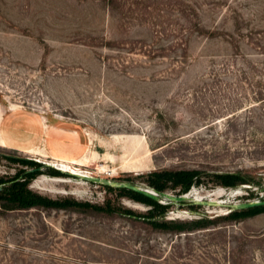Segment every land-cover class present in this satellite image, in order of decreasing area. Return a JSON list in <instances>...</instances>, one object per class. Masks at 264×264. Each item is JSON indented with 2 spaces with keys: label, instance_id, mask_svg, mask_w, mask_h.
<instances>
[{
  "label": "rangeland",
  "instance_id": "rangeland-1",
  "mask_svg": "<svg viewBox=\"0 0 264 264\" xmlns=\"http://www.w3.org/2000/svg\"><path fill=\"white\" fill-rule=\"evenodd\" d=\"M79 160L150 189L155 171L198 173L190 191L226 195L165 217L209 228L157 230L75 208L154 211L50 165ZM0 178L64 205L0 207V264H264V210L224 219L264 201V0H0Z\"/></svg>",
  "mask_w": 264,
  "mask_h": 264
},
{
  "label": "trees",
  "instance_id": "trees-1",
  "mask_svg": "<svg viewBox=\"0 0 264 264\" xmlns=\"http://www.w3.org/2000/svg\"><path fill=\"white\" fill-rule=\"evenodd\" d=\"M197 174L198 173L189 171H155L149 175V185L159 192L181 189V194H186L190 191V187L194 183L193 178L197 176ZM216 177L219 180L218 183H221L226 187H233L239 184L238 177L233 175H217ZM128 181L130 182V180ZM6 182L7 181L0 178V199L3 201L0 207L5 210L10 211L16 209H28L31 207L60 209L62 208L61 206H64L58 202L49 201L45 198L32 195L26 189L27 183L25 184L24 182H18L17 178L11 179L8 183L9 185L5 184ZM107 188L112 191H117L120 196L128 197L136 202L153 206L154 211H149L147 214L141 215L128 209L113 208L110 206V204H107L106 206H96L90 204L73 203V206H75V208L92 209L98 212H105L107 214H114L118 212L120 214L129 215L130 217L134 218H141L142 216L144 221L150 224L153 228L173 233H187L207 229L214 223L213 220H210L207 217L191 221L167 220L165 217L168 215L171 205L160 204L157 201L146 198L127 189H117L113 187ZM262 210H264V206L243 211H235L225 216L224 219L237 221L242 217L249 216Z\"/></svg>",
  "mask_w": 264,
  "mask_h": 264
},
{
  "label": "water",
  "instance_id": "water-1",
  "mask_svg": "<svg viewBox=\"0 0 264 264\" xmlns=\"http://www.w3.org/2000/svg\"><path fill=\"white\" fill-rule=\"evenodd\" d=\"M45 165L49 166L48 164H45ZM71 175L76 177V178H79V179L83 178L87 182L99 183V184H102V185H105L108 187L117 188V189H127V190L134 192V193L140 194L146 198L157 201L163 205H171V204L180 205L181 203H183L184 201L187 200L186 195L188 193L183 194V195H174L173 193L168 192V191L159 192L157 190L150 189V188H147L145 186H139V185L133 184L131 182L118 183V182H111L107 179H100V178H95V177H82L81 175H78V174H71ZM261 190H262V192H264V187ZM193 204L194 205H203V206L207 207L208 205H212L213 203L209 201V202H203V203L193 202ZM262 206H264V201L237 203V204L230 206L229 213H232L235 211L248 210V209H252V208H256V207H262ZM190 215L200 216V212L192 211ZM192 216H190L191 217L190 219H192ZM170 220H174V219H170Z\"/></svg>",
  "mask_w": 264,
  "mask_h": 264
},
{
  "label": "bare ground",
  "instance_id": "bare-ground-1",
  "mask_svg": "<svg viewBox=\"0 0 264 264\" xmlns=\"http://www.w3.org/2000/svg\"><path fill=\"white\" fill-rule=\"evenodd\" d=\"M131 149H132V153L133 154H136L139 151V148L136 145L132 146ZM94 158H96V155L94 156ZM85 162H86L85 160H79V161H74V162H69V163L65 162V161H62V162L54 161V162H50V165L53 166V167H56L62 173H67V174H70V175L71 174H78V175H81L82 177H91V175L88 172L83 171L82 168L77 167V165L87 166V164H85ZM142 167H143V165H141V164H135V165L132 166V170L133 171H142ZM101 169H102V171H105L104 170V166H101ZM48 180L49 179L47 178V179L44 180V182H46ZM52 181L53 182H63L62 179H54ZM79 183L87 184V181H85L83 178L82 179L80 178ZM237 191H240V189L234 190L233 193H236ZM202 192H204V191H202ZM202 192H198L196 189H193L192 191H190L186 195V198L188 199V198H190L192 196H197V198L200 200L202 195H205L206 198H214V201L215 200L217 201L218 199H220V198H222V197H224L226 195V192L223 189H218L217 191L207 192V193H204V194ZM238 193L242 194V192H238ZM214 204L215 203H213L212 205H208L207 207H212V206H214ZM185 215H187V213H180L177 216L183 217Z\"/></svg>",
  "mask_w": 264,
  "mask_h": 264
}]
</instances>
